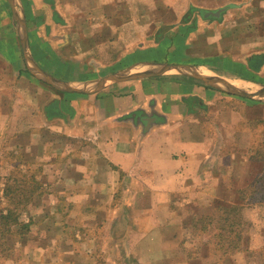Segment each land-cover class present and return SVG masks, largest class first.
Masks as SVG:
<instances>
[{"label":"crops","instance_id":"crops-1","mask_svg":"<svg viewBox=\"0 0 264 264\" xmlns=\"http://www.w3.org/2000/svg\"><path fill=\"white\" fill-rule=\"evenodd\" d=\"M262 86L264 0H0L3 165L18 161L44 186L49 195L35 207L51 198L56 212L66 206L61 224L73 214L82 229L91 209L128 224L119 247L131 242L126 256L138 264L174 254L185 264L184 244H173L179 212L189 210L193 224L218 204H240L255 180L264 184L263 161L253 158L264 146L255 124L264 98L231 92ZM77 235L97 241L86 264L109 251L103 237ZM57 237L56 253L75 244ZM24 238L21 255L40 250L45 264L38 231ZM149 241L160 242L158 255ZM235 252H219L220 264Z\"/></svg>","mask_w":264,"mask_h":264},{"label":"rangeland","instance_id":"rangeland-1","mask_svg":"<svg viewBox=\"0 0 264 264\" xmlns=\"http://www.w3.org/2000/svg\"><path fill=\"white\" fill-rule=\"evenodd\" d=\"M18 114L19 113H17L16 116ZM261 134L263 136L262 141H264V132H262ZM0 152H1L0 153V188H1L0 189V197H1L3 184L5 183L6 178H12V179H14L15 177L19 178V175H17V174H19L18 169L20 170V173L23 174L21 176V178L25 177L23 179H26L29 174L23 169L24 167H19L18 169H16L14 167L16 164H18V161L12 160V162H10V164H4L3 165L4 161H3V159H1V157H6L7 155L2 151H0ZM261 152L264 155V146H262ZM9 156L15 157V154L10 152ZM262 174L264 175V170H262ZM23 185L26 186L25 184H23ZM255 187H261L262 188L261 190L260 189H256V190L258 192L262 193V195L264 196V184H262V183L257 184V186H255ZM24 188L27 189L28 186L24 187ZM41 190H42V192L45 191L43 185H41ZM256 190L253 188V191H256ZM46 194L47 193H43L40 195L46 196ZM47 195H49V194H47ZM37 197L38 196L36 194L34 196V199ZM50 197L51 196L47 197V199H49ZM257 198L259 199V197H257ZM257 198H256V201H253V205H252L250 211L249 210L243 211L244 215H245V220L243 219L242 222H244V230H246L247 235L245 234L243 236L244 237L243 242L239 243V245L242 248L238 249L237 252H235L233 255H231L227 259L228 263H230V264H264V256L262 253H260L261 251H257L256 253L254 251L255 249L259 250V248H261L263 253H264V200L258 201ZM51 199L45 200L43 203L39 204L41 206L46 204L45 205V211H43L41 213H39V210L36 212H32V214H33L32 216L34 217L33 220L34 219L42 220V221L37 222L36 224L32 225L31 228H32V231H35V230L38 231V233L41 235V238L43 239L40 243L43 244L44 247L47 248V250L49 249V251L45 252L46 255H45L44 259H46L45 260L46 263L47 262H50V263L53 262V264H54V263L59 262V260H65V261L67 260V261H73L72 264H86L85 263V257L87 256V254L89 255V253H93L94 248L97 247V246H95L97 241L95 243V241L93 239H90L93 237H90V235H89L90 244L83 242V241H80V243L75 241L74 242L75 244H73V245L70 243L71 248L69 250H66L65 252L60 250L58 253L55 252V250H56L55 247L57 246V244L55 242H53L54 241L53 237H55L57 235H58V237H60L61 235L63 236V234H66L68 236H72L73 234L74 235H77V234L83 235L84 233L85 234L93 233L97 236V238H99L101 236L105 239V245H103V249L106 250V248H108L109 251L107 253H106V251L104 253H100L101 256L99 255V260L102 262V264H138L139 263V261L136 258L133 259L129 255H128V257L126 256L127 254H129L128 249H130V247H131V242H129L128 240L124 241V246H123L124 251L123 250L120 251L121 249L119 246L122 243L120 236L123 233L124 227L128 224H124V223L119 224L118 220H110V219L104 220V219H102L103 214H101V217H100V215L96 214L94 209H91V212L87 211V214L83 213L84 218L89 219V220H85V221H88L89 224H86L85 225L86 227H82V229L79 228L82 225L81 224L78 225V220H74L73 214L70 216V219H68V217L66 216V218L62 220V224H61V222H60L61 216L59 213H62L63 211H67V209H65L66 206H63V208L61 210H58L56 212V209H53L54 206L52 205ZM65 199H66V197H65ZM0 200H2V202L4 203L3 198H0ZM131 201H132V199H131ZM33 203L34 202H32L30 206H32ZM47 204H48L49 208L47 207ZM132 204H133V201H132ZM248 206H250V205H248ZM54 212H55V215H54ZM181 212L182 213L185 212L184 216L183 217L180 216V218L178 217V220H180L179 224H175L172 226V228H173L172 232L175 233V238H176V240H173V244L177 243V245H176L177 248H178V244H179V246L182 243L184 244L183 248L185 251L183 253L184 255L183 254L181 255V258L184 261H186L185 264H217V259H219V264H220L222 258L221 257L219 258V254H220L219 251L215 250V248H217V247H214V245L217 244L218 241H217V238L214 237L213 232H208L207 234L206 233L201 234V236H200L201 240L204 239V241H207L209 239V241H212L213 244H211V242H210V244L208 245L209 251H208V249L201 247V254H204L203 256L198 255V254L196 255V248L198 246L197 242L200 241V239H197V237H196L195 228L200 227L202 225V223H198V224H196V226L191 224V222H189V221H192V220H189L190 217L186 216L187 214H190L189 210L180 211L179 214ZM45 214H46V216H45ZM94 215L96 216L98 221H103V223L100 224V222H99L98 225H95V222L90 223V221H92V219H94L93 218ZM36 220H34V222ZM182 220H185V223L182 222ZM188 222H189V224H188ZM38 224H40L39 225L40 227L36 226ZM60 225L62 228L60 227ZM64 225H66V226H64ZM189 225H191V226H189ZM192 225H193V228H192ZM214 225H217L216 222L214 223ZM181 231H182V233H181ZM260 233H262V235ZM78 235H77L76 240H80ZM116 237H118V238H116ZM259 237L261 238L262 242L260 241ZM116 239H118V240L116 241ZM16 241H17L16 237H13V236H10L7 234L0 235V254H3L2 250L4 252L9 253L8 247H12V248L18 247L20 243H18ZM114 241H116L117 244ZM56 242L58 243V239L56 240ZM180 242H182V243H180ZM2 243L4 244V247H2V250H1ZM37 243H38V241H37ZM200 243H205V242L201 241ZM144 244H143L144 247L150 246L153 250L156 248L157 255L159 254L160 242L149 241V243L144 242ZM257 246H259V247H257ZM174 247H175V245H174ZM254 247H256V248H254ZM65 248H67V247L65 246ZM24 250L25 249L23 248V251ZM30 250H31L30 248H28V250L26 249L24 252L25 255L24 254L21 255V254L16 253V252L14 253L17 255V259H19L18 260L19 263L21 262V264H37V262L39 260V256L41 254V251L39 250V251H36V253H35L33 251H30ZM118 250L120 251V253L116 252ZM211 251L213 252L214 256H210ZM18 252H21V251L19 250ZM111 252H114L115 255L113 256L112 254H110ZM148 258L149 257H147V256H143V258H141V260H140V264H146L147 260H149ZM157 258L158 257H156V259ZM175 259H176V261H175ZM169 260H170L169 258H163V259L155 260L156 261L155 264H170V263L171 264H181L180 257L176 258L175 254L173 256H171V261H169ZM6 261L7 260L1 261V255H0V264H5ZM90 263H93V260L89 261V264ZM98 263H99V261H98ZM224 263H226V258L225 259L223 258V264Z\"/></svg>","mask_w":264,"mask_h":264},{"label":"trees","instance_id":"trees-1","mask_svg":"<svg viewBox=\"0 0 264 264\" xmlns=\"http://www.w3.org/2000/svg\"><path fill=\"white\" fill-rule=\"evenodd\" d=\"M255 124L256 126L264 128V119H259V121H257ZM262 144L263 143H258V148H260ZM253 158L263 161L262 170H264V155L262 154V152L257 149L255 151V154L253 155ZM14 167L16 169L19 168L18 164H16ZM18 172L19 174L17 175H19V178H6L5 183L3 184L1 193L2 196L0 197L4 200V203L2 202V200H0V235L7 234L16 237V242L22 245H27L28 238L24 237L28 236V233L32 230L31 226L36 224V221L34 222L33 220L34 217L32 216V212H36L39 210V213H41L45 211L46 204L40 207H35V200L37 198H40L42 196L40 194L45 193V191L42 192L41 184L32 176L28 175L26 179H23L25 177L21 178L23 174L20 173L19 169ZM26 172H28V169H26ZM258 183L259 182L255 180V182H252L251 189H249L247 192L238 193V197L240 198L238 199L241 200L240 204H218L215 206L211 214L201 217L200 219H198L199 221L193 220V224L195 226L198 223H202L200 227H194L196 232H198L199 234H207L208 232H213L214 237L217 238L218 241V243L214 245V247H217L215 248V250H218L221 253H229L242 248L239 243L243 242V236L247 233L246 230H244V222H242L243 219L245 220V215L243 212L244 206L249 201H256L257 197H259V199L257 198L258 201L264 200V196L262 195V193L256 190L257 187L255 186H257ZM23 184H25L26 186H24ZM27 186L29 189L24 188ZM253 188L256 191H253ZM36 194L38 197L34 199V196ZM32 202L34 203L32 206H30ZM23 214L27 216V222L23 221ZM215 222L217 225H214ZM69 237L71 238L70 240L74 242L72 236ZM210 242L211 244H213V242L209 241L208 239L205 242V245L208 246ZM201 244L202 246H205L203 243ZM202 246H200V248ZM2 247H4L3 243L1 245V250ZM8 248L9 253L2 250L3 254H0L1 261L10 259L11 261H13L12 259H14L13 263L19 264V259H17V257L14 258V252L21 254L20 252H18L20 250V247ZM65 262H67V260H59V262L54 264H66ZM49 264H53V262H49ZM93 264H102V262L99 260V255H96L93 258Z\"/></svg>","mask_w":264,"mask_h":264},{"label":"water","instance_id":"water-1","mask_svg":"<svg viewBox=\"0 0 264 264\" xmlns=\"http://www.w3.org/2000/svg\"><path fill=\"white\" fill-rule=\"evenodd\" d=\"M16 20H18V19H16ZM19 23H20V21H19ZM21 42H23V41H21ZM22 44H23V43H22ZM24 47H25V46H24V44H23V48H24ZM26 62H28V63L31 64V60H30V58L27 57V58H26ZM31 65H32V64H31ZM40 74H42V73H40ZM40 78H41L42 80L46 81L47 83H49L50 85L56 87V88H68V86H67L66 84H63V83L58 84V83H56V82L51 81V80L48 79V78H47V79L44 78V75H43V74L40 75ZM231 92L236 93V94H240V95H247L248 97L257 98V99L264 98V86H262L257 92L252 93V94H245V93H243V92H239V91H236V90H231Z\"/></svg>","mask_w":264,"mask_h":264}]
</instances>
